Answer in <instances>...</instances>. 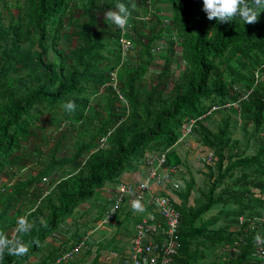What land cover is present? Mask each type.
<instances>
[{
    "label": "trees",
    "instance_id": "16d2710c",
    "mask_svg": "<svg viewBox=\"0 0 264 264\" xmlns=\"http://www.w3.org/2000/svg\"><path fill=\"white\" fill-rule=\"evenodd\" d=\"M22 1L18 15L9 12L8 18L1 4L10 8L0 0V180L4 175L15 178L11 187H0V231L11 239L8 234L14 228V238L31 250L22 256L5 250L0 264H26L42 255L50 246L49 237L78 206L93 199L106 183L121 181L149 153L169 150L167 164L181 165L183 159L173 147L180 143L183 126L191 123L190 136L214 151V162L202 161L207 189L193 203L195 181L192 175L182 176L184 187L176 192L181 199L179 250L172 264H200L213 248H220L222 257L212 264H259L254 240L264 230V82L255 85L254 80L255 71L264 74V9L251 25L239 18L220 23L207 18L203 0H168L178 37L170 42L158 82L142 97L137 83L153 65L152 48L159 33L137 36L138 64L123 71L121 84L129 106L125 115L109 85L110 72L121 64L120 31L105 13L117 10L118 2L130 8L129 0H86L81 7L78 0ZM79 13L84 20L77 23ZM68 28L80 42L69 52L62 45ZM176 41L185 66L181 79L166 91L163 81L171 73ZM102 92L110 113L107 121L88 113L91 101ZM69 101L76 104L73 112L64 107ZM213 106L220 109L209 118L222 109L237 108L245 148L233 138L235 119L228 110L214 130L204 124L206 118L199 119ZM63 125L64 131L57 129ZM71 128L77 135L72 141L75 151L61 157L58 152ZM109 131L106 146L98 147ZM32 162L41 169L17 180ZM43 177L53 184L47 194L37 187ZM26 198L39 201L32 211L22 210ZM21 217L32 225L26 233L18 231ZM229 246L238 252L230 253ZM57 254L54 250L28 264H49Z\"/></svg>",
    "mask_w": 264,
    "mask_h": 264
},
{
    "label": "built area",
    "instance_id": "2783aa9c",
    "mask_svg": "<svg viewBox=\"0 0 264 264\" xmlns=\"http://www.w3.org/2000/svg\"><path fill=\"white\" fill-rule=\"evenodd\" d=\"M146 1L150 3L152 0ZM149 18L148 16L147 19ZM127 27V24L124 28L117 26L120 31V52L121 49L123 52H129L134 49L132 39L127 36ZM117 72V69L110 72L111 81L109 85L113 88L120 104L125 107V112L129 113V106L122 94L120 76H118ZM254 81L255 85L264 82V74L255 71ZM244 98H246V95ZM219 109L220 107L213 106L199 119L204 120ZM128 113L125 115H128ZM192 124L183 126V134L179 142L190 136ZM111 133L112 131H109L105 136L101 137L98 141V147L106 146ZM168 151H153L149 153L139 166L143 167L146 173L145 177L136 184L123 180L117 182L112 193L105 195L104 202L101 204L103 215L100 216L99 223H97V228L99 229L114 228L118 214L122 213L124 209L133 210L136 214L139 213V220L135 223L134 235L129 241L125 254L118 257V264H172V258L179 250L178 234L181 214L173 196L184 187V181L182 177L178 176L182 171V167H174L167 164ZM201 160L212 164L214 155L213 153L204 154ZM42 181L48 182V178L43 177ZM167 186L169 189H167ZM134 201H139L140 209H133ZM38 203L39 201L33 203L30 211L36 208ZM250 225L253 227L255 222ZM83 226L80 225V230H75L72 233L70 245L59 252L49 264H57V261H59V264L80 263L82 256L88 250L91 251V254L87 260H84V264L93 263L98 246L91 236V231L85 232V227L81 230ZM258 234L264 239V230ZM254 247V257L260 261L259 264H264V243L257 244L254 240ZM226 249L230 253L238 252L236 247L229 246ZM113 259V255H105V260L113 261Z\"/></svg>",
    "mask_w": 264,
    "mask_h": 264
},
{
    "label": "rangeland",
    "instance_id": "374dc122",
    "mask_svg": "<svg viewBox=\"0 0 264 264\" xmlns=\"http://www.w3.org/2000/svg\"><path fill=\"white\" fill-rule=\"evenodd\" d=\"M78 7H81L83 5V3H85L86 0H78ZM5 2H7L8 8H10V10L6 9L3 6V3L1 4V6L3 7V13L5 16H7L9 18V12L11 13L12 16H17L19 13L18 10V5H23V1L22 0H5ZM137 7L134 11L135 15H131L128 19L127 22V29H128V38L132 39L133 41V45H134V49L129 51V52H123V50L121 49V68H117V74L118 76H120L121 78V84H122V80L124 79V75H123V71L128 69L129 67L131 68H135L138 64V60H137V51L140 49L138 45H136V38L138 35H144V36H152L155 33H159L156 34L157 38L155 39L154 43H153V48H152V54H153V65L148 69L147 73L142 77V79L140 81H138L137 83V87L140 89V95L143 97L144 94L146 92H148L152 85L156 84L158 82L160 73L163 70V65L165 63V60L167 58V54L169 53V47L170 42L174 41L177 39V27L176 24L174 22V13H173V9L172 6L170 5L168 0H152L150 3H147V1L145 0L143 4L140 3H136ZM142 5V6H141ZM150 17L149 19H147V17ZM238 18V17H237ZM84 18L83 16L79 13L77 14L76 18H75V22L79 23L81 21H83ZM160 21V23L158 24V22ZM65 22L70 24V22L65 19ZM101 24V22H100ZM157 24V25H156ZM157 27V28H156ZM156 28V30L153 32V30ZM71 28H68L66 30V32L64 33V38L62 40V45L65 49H67V51L69 52L70 49L76 48L80 42L75 38L72 37V32H71ZM179 42L176 41L174 48L176 49V52L173 56L172 59V69H171V73L170 76L165 78L163 81V85H165V89L166 91H170L174 84L176 82H178L181 79L183 70H184V62L182 60V54H181V47L180 45H178ZM25 47V45H24ZM114 49L115 46H113ZM120 51V50H119ZM50 58L53 59L54 55L51 53L50 54ZM128 66V67H127ZM121 70V74L119 73V71ZM25 73H23V75H25ZM119 78V81H120ZM239 88L241 90H244V86H239ZM101 95L99 97L94 98V100H92V105L91 108L88 110V113L93 114V115H100V118L103 119V121H107L109 119V110L106 107V98H104V92L100 93ZM226 110L229 111V113L227 114H232L234 116L235 121L232 122V126H231V131L232 134L234 135L233 138H237L240 140V143L243 142V136H242V129H241V122L239 120H236L238 118V110L235 106L232 107H228L227 109H222L220 110L221 113L217 114V115H213L211 116V120L209 122L206 123V125H209L208 127H210L212 130H214L218 125L221 124V120L222 117L226 114ZM121 111V110H120ZM121 113V112H119ZM125 114L128 112H124ZM224 114V115H222ZM226 114V115H227ZM209 118V117H207ZM56 123V122H55ZM205 124V123H204ZM56 125H58L56 123ZM64 127H57L60 128L61 131H64L67 127L65 125H63ZM66 127V128H65ZM51 129V128H50ZM71 130L73 132L70 133V137L68 135L67 137V141L65 143V145L63 146V148L58 152L59 156H70L71 154L74 153L75 151V146L73 145L74 141V136H77L76 133L74 134V130L71 128ZM89 135L94 133V130L92 128L89 129ZM46 133H49V131L47 130ZM51 133V132H50ZM58 135V134H57ZM197 135V133H196ZM191 137V136H189ZM193 143L198 144L200 142V140H197V136H194L191 138ZM245 142H243L241 144V146L243 148H245L244 145ZM247 150V149H246ZM248 151H252V149L248 150ZM202 161V160H201ZM206 164V163H205ZM205 167V165H204ZM189 169L190 166L188 167V171L185 173L189 174ZM67 172H65L66 174ZM197 177V182L198 184L196 185V191L194 192L193 197L190 200V203H193V201L196 198H199V195L201 194V192H205L206 191V179H204L203 176L199 174H196ZM6 175H4L1 180H0V187H2L3 185L7 186V188L11 187V181L15 180L9 178V176H6L7 178H9V180L5 177ZM187 176V175H186ZM185 176V177H186ZM13 178V177H12ZM25 175L22 174L21 176H18V179L21 180H25ZM48 178V182H43L41 181V183H39V185H37V187L44 189L45 192H49L50 189L53 188V184L52 181H50L49 177ZM198 188V190H197ZM41 190V189H40ZM34 201H29L27 198L24 200V207H23V211L26 212L27 210H29L30 208H32ZM13 212V211H12ZM133 210L129 211L128 213L131 215L130 218H127V224H131L132 220L131 217L133 218ZM215 210L206 214L205 217H209L210 215L214 214ZM134 221V218H133ZM122 226V225H121ZM10 237H14L15 236V229L12 228L9 231L8 234ZM28 251L30 252L31 247H28ZM31 256V254H29ZM207 259L203 262H201L200 264H212V263H219L221 261L222 257V251L220 250V248H213L208 250L207 252ZM43 257H45V255H41V254H36L35 256H32L30 260H28V263H37L40 259H43ZM26 263V264H28Z\"/></svg>",
    "mask_w": 264,
    "mask_h": 264
},
{
    "label": "crops",
    "instance_id": "0c3cea01",
    "mask_svg": "<svg viewBox=\"0 0 264 264\" xmlns=\"http://www.w3.org/2000/svg\"><path fill=\"white\" fill-rule=\"evenodd\" d=\"M211 119V117L206 118L204 123L206 124ZM45 134L46 131L45 133L40 134V136L43 137ZM192 137L194 136H188L187 139L183 141V143L180 142L176 144L173 147V150H177L178 155L183 159V163L181 165H177L182 167V171L178 176L185 177L187 175L185 179H189L191 177L190 175H192L195 184L197 185L198 182L196 180L198 176L196 174L200 173V175L203 176L206 172L202 162L203 160L201 161V159L204 154L213 153L214 155V151L208 146L204 145L202 142H199L198 144L193 143L191 139ZM189 166V174H186L185 171H188ZM40 169V166H38L35 162H32L21 170V174H24L25 176L35 175ZM145 174L146 173L143 167H137L131 172L124 173L121 177V180L136 184L145 177ZM115 186V183H106L105 186L97 192L93 199L78 206L75 209L73 215L61 224L58 230L54 232L53 236L49 237L48 243L50 246L49 248L45 247L42 254L48 255L54 250L56 253H59L60 251L66 249L70 245V237L72 233L75 230H80V225H84L81 230H83L85 227V232L91 231V236L98 246L94 261H97V264H118V257L125 254L126 250L128 249L129 241L134 235L135 223L139 220V213L136 214L133 212L134 221L131 217L132 223L127 224V218L129 219L131 216L128 212L131 210L124 209L122 213L120 212L118 214L114 228H97V223H99L98 220L100 216L103 215V208L101 204L104 202L105 195L112 193V190L115 188ZM167 189H169L168 186ZM173 198L177 205L181 204V199L176 194L173 196ZM90 254L91 251L88 250L82 256L80 263L72 262L70 264H84V260H87V258L90 257ZM106 254L113 255V261L105 260Z\"/></svg>",
    "mask_w": 264,
    "mask_h": 264
},
{
    "label": "clouds",
    "instance_id": "9594fccd",
    "mask_svg": "<svg viewBox=\"0 0 264 264\" xmlns=\"http://www.w3.org/2000/svg\"><path fill=\"white\" fill-rule=\"evenodd\" d=\"M130 8L123 2L116 4V9L105 13L107 20L112 21L120 28H124L132 15V10H135L137 4L135 0H129ZM260 9H264V0H203V11L207 13L209 20H216L220 23H228L234 18H239L245 24L251 25L257 23L260 18ZM68 112H73L76 109L74 101H69L64 105ZM139 201L133 202V209H140ZM32 227L25 217L18 220V231L28 232ZM257 244L264 243V239L257 234L255 237ZM5 250L9 255L22 256L28 252V246L15 239H9L4 232L0 231V260L3 259ZM59 264V261H57Z\"/></svg>",
    "mask_w": 264,
    "mask_h": 264
}]
</instances>
